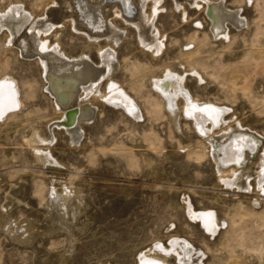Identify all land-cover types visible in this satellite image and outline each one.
I'll return each instance as SVG.
<instances>
[{
    "label": "rangeland",
    "instance_id": "rangeland-1",
    "mask_svg": "<svg viewBox=\"0 0 264 264\" xmlns=\"http://www.w3.org/2000/svg\"><path fill=\"white\" fill-rule=\"evenodd\" d=\"M43 1L19 0L23 10L35 19L41 17ZM197 1L199 7L184 4L188 16L182 20L180 10L171 0H161L154 24L165 38L162 51L155 56L140 49L131 27L119 44L116 56L119 67L112 77L124 92L134 97L143 114L135 124L138 139L135 136L134 142L126 132L131 122L129 115L120 107L98 101L93 104L94 117L80 125L79 146L71 145L68 127L58 125L59 120L53 118V97L41 87L37 58L22 57L16 45L4 44L0 37V64L17 76L25 101L18 113L0 127V194L7 181L15 180V176L25 178L21 202L13 206V212L23 217L30 206L44 208L50 176H61L73 188L82 187L87 204L85 215H93L95 219L91 218L79 235L70 264H104L106 259L117 264H133V252L147 238L175 234L176 229L195 248L207 252L203 264H264V247L258 246L264 230V197L253 205L251 197L257 194L256 190L243 193L236 188L226 191L216 186L210 162L212 146L205 134L195 131L183 117L182 134L177 133L165 112H151V98L156 93L151 82L159 79L165 67L173 75L183 77V89L192 97L228 108L224 120L241 117L243 107L244 115L249 116L241 122L242 127L264 139V0H223L229 9L240 8L243 24L228 25L221 37L210 31L205 1ZM67 22L61 17L56 25L64 27L60 40L74 56L85 34L70 29ZM114 24L122 27L119 19ZM101 39L98 42L102 43ZM90 59L94 62L93 53ZM194 70L202 76L201 82ZM258 118L263 120L256 121ZM32 125L38 126L44 135L50 132L55 135L51 149L62 163L56 172L35 163L23 144L26 130ZM150 133L159 140L148 149L161 166H157L154 178L146 177L138 160L140 150L147 143L140 149L135 142L140 135ZM171 151L175 153L172 155ZM201 153L202 157L196 158ZM102 185L136 188L133 196L126 198ZM54 187L59 186L55 183ZM181 193L188 195L195 207L212 206L216 217L225 219L213 238L207 239L187 222L177 202ZM80 215L78 223L85 218L84 214ZM171 219L173 225L165 233L163 228ZM59 232L39 236L30 245H21L0 233V264H41L45 255L63 248L66 238ZM195 256L193 261L197 259Z\"/></svg>",
    "mask_w": 264,
    "mask_h": 264
},
{
    "label": "bare ground",
    "instance_id": "bare-ground-1",
    "mask_svg": "<svg viewBox=\"0 0 264 264\" xmlns=\"http://www.w3.org/2000/svg\"><path fill=\"white\" fill-rule=\"evenodd\" d=\"M79 1H82L84 6H81ZM171 1L175 8L180 10L182 20L188 16V12L183 8L185 3L199 7L197 0ZM202 1L206 3L205 14L210 31L215 36H224L228 25L239 27L243 24V18L239 17L240 8L229 9L225 7L223 0ZM43 2L41 17L38 19H35L30 12H25L24 5L19 0L0 3V37L3 43L16 45L22 57L37 58L41 87L53 97V118L59 120L58 125L68 127L66 131L71 145L79 146L77 144L81 132L80 125L94 117L93 104L98 101L120 107L129 115L131 122L126 132L130 141L134 142L137 135L135 124L143 118V114L137 108L134 97L124 92L112 76L119 67L116 57L118 47L128 27L133 29L135 42L140 49L149 50L154 56L162 51L165 34L154 24L161 9V0H44ZM127 2H130L129 6H126ZM126 10L129 11V16H126ZM59 11L61 13L57 15ZM61 17L68 20L67 26L70 29L81 30L85 34L84 42L74 56L70 55L68 47L60 40L59 36L64 27L57 28L56 24ZM117 19L122 23L121 28H117L114 24ZM25 27L28 32L23 30ZM101 36H105L102 37L103 41ZM189 38L191 39V36ZM99 39L102 43L98 42ZM91 53L94 55V62L90 59ZM0 67L1 127L5 120L11 119L18 113L25 101L17 76L5 64H0ZM193 73L198 82L203 80L197 70ZM182 80L183 77L173 75L165 67L161 70L159 79H153L151 82L152 88L156 91L151 98L153 100L150 103L151 112L157 114L165 112L168 123L177 133H181L182 117L189 121L195 131L204 133L206 140L212 146L210 162L215 185L226 191L231 188L241 190L243 193L251 189L256 190L257 194L250 197L251 203L257 205L264 197V139L242 127L241 122L249 116L244 115L243 107L240 108L241 117L232 116L224 120L223 116L229 111L228 108L221 107L214 101L192 97L183 89ZM255 120L262 121L263 118ZM26 131L22 142L34 162L56 172L62 163L52 153L51 146L56 138L55 135L52 132L44 135L35 125ZM136 138L138 139L137 136ZM135 142L139 147H143L144 142L147 143L143 150H140L141 147L138 148L141 151L138 160L147 175L144 176L154 178L157 166L160 165L148 149L159 143L157 136L154 133L148 136L142 134L139 136V141ZM200 157L202 153L196 155V158ZM160 171L159 169L158 172ZM15 177V180L6 182V187L2 195L0 194V233L21 245H30L39 236L63 232L66 238L63 248L45 255L40 261L41 264H70L71 254L77 246L76 241L88 227L89 220L93 216L85 215L87 204L84 201L82 187L73 188L67 185L61 176H50L44 208L38 210L30 206L25 216L18 217L13 212V206L21 202L20 194L23 193L25 178ZM55 183L58 184V188L54 187ZM102 186V188L106 187V185ZM109 186L110 189L108 186L106 189L115 195L123 194L126 198L133 196L136 188L123 185ZM177 202L187 222L195 225L207 239L213 238L216 231L224 224L225 219L223 217L220 219L218 215L216 217L212 206L195 207L190 197L184 193H181ZM90 213L92 214L91 210ZM80 214H84L85 218L78 223ZM173 222L174 220L171 219L165 224L163 228L165 233L170 230ZM165 235L147 238L135 249L131 262L133 264H203L202 260L207 252L195 248L184 237L182 231L176 229L175 234ZM259 240L258 246L264 247V230ZM194 255L197 259L193 261ZM104 264L117 263L106 259Z\"/></svg>",
    "mask_w": 264,
    "mask_h": 264
},
{
    "label": "water",
    "instance_id": "water-1",
    "mask_svg": "<svg viewBox=\"0 0 264 264\" xmlns=\"http://www.w3.org/2000/svg\"><path fill=\"white\" fill-rule=\"evenodd\" d=\"M79 2H80V5H81V2H82V1H79ZM83 6H84V5H83ZM125 14H126V16H129V11L126 10Z\"/></svg>",
    "mask_w": 264,
    "mask_h": 264
}]
</instances>
